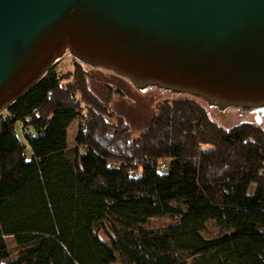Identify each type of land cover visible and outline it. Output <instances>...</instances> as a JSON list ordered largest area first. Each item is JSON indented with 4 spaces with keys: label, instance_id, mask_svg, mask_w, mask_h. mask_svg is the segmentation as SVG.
I'll return each instance as SVG.
<instances>
[{
    "label": "trees",
    "instance_id": "obj_1",
    "mask_svg": "<svg viewBox=\"0 0 264 264\" xmlns=\"http://www.w3.org/2000/svg\"><path fill=\"white\" fill-rule=\"evenodd\" d=\"M54 67L0 116V264H264L261 125L223 127L182 96L134 139L81 62Z\"/></svg>",
    "mask_w": 264,
    "mask_h": 264
},
{
    "label": "water",
    "instance_id": "obj_2",
    "mask_svg": "<svg viewBox=\"0 0 264 264\" xmlns=\"http://www.w3.org/2000/svg\"><path fill=\"white\" fill-rule=\"evenodd\" d=\"M67 53L264 119V0H0V116Z\"/></svg>",
    "mask_w": 264,
    "mask_h": 264
},
{
    "label": "rangeland",
    "instance_id": "obj_3",
    "mask_svg": "<svg viewBox=\"0 0 264 264\" xmlns=\"http://www.w3.org/2000/svg\"><path fill=\"white\" fill-rule=\"evenodd\" d=\"M74 58L67 53L64 57L56 63L55 72L57 73H67L72 71V60ZM75 60V59H74ZM87 72L90 73L89 88H91L94 95L104 102L109 101V106L115 114L126 120L129 124L131 131H133V138H137L142 130L147 126L149 118L155 112V107L160 102L173 100L180 98L182 96L191 97L189 95L180 94L173 95L171 91L156 92L155 87H151L150 90H145L144 92L137 95V90L130 83H126V78L116 75L113 71H108L103 68H96L93 66L84 65ZM108 88H111L112 94L109 97ZM194 99L199 100L200 104L206 106V112L211 120L217 122L223 127L235 126L239 123L255 122L254 115H246L241 113L239 110H226L223 114L218 116L217 109L215 107H210L206 105L205 101L192 96ZM241 114V115H240ZM257 124V123H256ZM264 129V119L259 124ZM79 129L78 122H74L70 125L68 131L67 142L69 145V156L73 154L74 142ZM172 205H177L173 202ZM175 219L172 217L163 218H152L143 227L148 230L162 231L163 228L173 225ZM207 230L204 233L206 237H214L218 235V229L214 226L212 222H209L206 226ZM7 248H9L11 255L18 252L17 247L12 237L6 239Z\"/></svg>",
    "mask_w": 264,
    "mask_h": 264
},
{
    "label": "built area",
    "instance_id": "obj_4",
    "mask_svg": "<svg viewBox=\"0 0 264 264\" xmlns=\"http://www.w3.org/2000/svg\"><path fill=\"white\" fill-rule=\"evenodd\" d=\"M166 169H167V165L164 163L160 167V172L161 171L164 172V171H166ZM138 174H139V171H137L135 173H131V175H133L134 177H138L139 176Z\"/></svg>",
    "mask_w": 264,
    "mask_h": 264
},
{
    "label": "crops",
    "instance_id": "obj_5",
    "mask_svg": "<svg viewBox=\"0 0 264 264\" xmlns=\"http://www.w3.org/2000/svg\"><path fill=\"white\" fill-rule=\"evenodd\" d=\"M68 131H69V129H68ZM68 131H67V134H68ZM69 135V134H68ZM67 144H68V142H67Z\"/></svg>",
    "mask_w": 264,
    "mask_h": 264
},
{
    "label": "bare ground",
    "instance_id": "obj_6",
    "mask_svg": "<svg viewBox=\"0 0 264 264\" xmlns=\"http://www.w3.org/2000/svg\"><path fill=\"white\" fill-rule=\"evenodd\" d=\"M159 171H160V169H159Z\"/></svg>",
    "mask_w": 264,
    "mask_h": 264
}]
</instances>
